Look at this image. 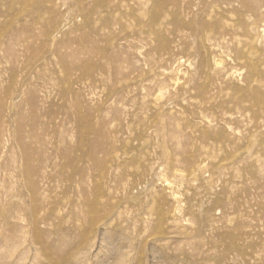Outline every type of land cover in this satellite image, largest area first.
<instances>
[{
  "label": "rangeland",
  "instance_id": "374dc122",
  "mask_svg": "<svg viewBox=\"0 0 264 264\" xmlns=\"http://www.w3.org/2000/svg\"><path fill=\"white\" fill-rule=\"evenodd\" d=\"M59 261L264 264V0H0V264Z\"/></svg>",
  "mask_w": 264,
  "mask_h": 264
},
{
  "label": "bare ground",
  "instance_id": "6f19581e",
  "mask_svg": "<svg viewBox=\"0 0 264 264\" xmlns=\"http://www.w3.org/2000/svg\"><path fill=\"white\" fill-rule=\"evenodd\" d=\"M63 261V260H62ZM61 261H59V263H60ZM63 263H66V262H63ZM62 262L60 263V264H63ZM58 264V263H57Z\"/></svg>",
  "mask_w": 264,
  "mask_h": 264
}]
</instances>
